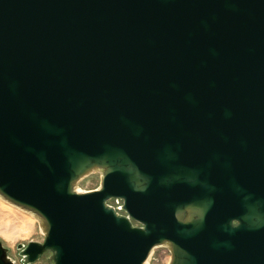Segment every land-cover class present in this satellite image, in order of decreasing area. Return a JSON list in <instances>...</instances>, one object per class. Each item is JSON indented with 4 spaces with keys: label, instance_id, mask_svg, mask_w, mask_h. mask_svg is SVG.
Listing matches in <instances>:
<instances>
[{
    "label": "water",
    "instance_id": "obj_1",
    "mask_svg": "<svg viewBox=\"0 0 264 264\" xmlns=\"http://www.w3.org/2000/svg\"><path fill=\"white\" fill-rule=\"evenodd\" d=\"M0 199L24 264H264V0H0Z\"/></svg>",
    "mask_w": 264,
    "mask_h": 264
},
{
    "label": "rangeland",
    "instance_id": "obj_2",
    "mask_svg": "<svg viewBox=\"0 0 264 264\" xmlns=\"http://www.w3.org/2000/svg\"><path fill=\"white\" fill-rule=\"evenodd\" d=\"M100 184V173L93 172L85 176L77 185L80 191L96 189ZM119 214H125L121 209L122 201L112 199L107 203ZM0 240L9 249L8 256L15 264H24L18 249L19 244L27 245L30 241L43 242L44 232L38 220L30 213L0 199ZM50 252L43 254L32 264H52ZM171 254L167 247H155L149 256V264H167Z\"/></svg>",
    "mask_w": 264,
    "mask_h": 264
},
{
    "label": "bare ground",
    "instance_id": "obj_3",
    "mask_svg": "<svg viewBox=\"0 0 264 264\" xmlns=\"http://www.w3.org/2000/svg\"><path fill=\"white\" fill-rule=\"evenodd\" d=\"M148 261V260H147Z\"/></svg>",
    "mask_w": 264,
    "mask_h": 264
}]
</instances>
